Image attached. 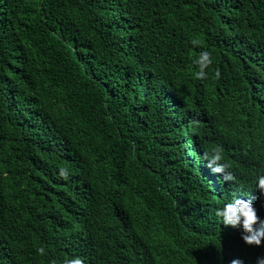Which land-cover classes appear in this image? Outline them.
<instances>
[{
	"label": "trees",
	"instance_id": "trees-1",
	"mask_svg": "<svg viewBox=\"0 0 264 264\" xmlns=\"http://www.w3.org/2000/svg\"><path fill=\"white\" fill-rule=\"evenodd\" d=\"M257 174L264 0H0V264H256L215 209Z\"/></svg>",
	"mask_w": 264,
	"mask_h": 264
},
{
	"label": "clouds",
	"instance_id": "clouds-1",
	"mask_svg": "<svg viewBox=\"0 0 264 264\" xmlns=\"http://www.w3.org/2000/svg\"><path fill=\"white\" fill-rule=\"evenodd\" d=\"M194 46H201V42L197 40L191 41ZM197 70L194 76L198 80H204L208 77V69L213 64L212 53L209 50H202L199 52L196 59L193 61ZM219 76V72H216ZM207 159V167L213 174H222V179L225 182L234 180V176L230 169V164L225 162L223 157V149L221 146H216L212 149L211 154H205ZM60 175L66 177L65 170H60ZM255 189L261 194H264V174H257L255 177ZM215 216L226 227L233 229H241V238L246 245L261 247L264 242V220L257 214V210L251 200L239 198V196H232L221 207L215 209ZM40 256L48 255L44 246L36 249ZM55 264V261H52ZM62 264H85V261L80 256H73L72 258L64 259ZM230 264H243L239 259L231 260ZM256 264H264V257H258Z\"/></svg>",
	"mask_w": 264,
	"mask_h": 264
}]
</instances>
